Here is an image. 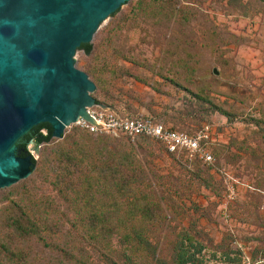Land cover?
<instances>
[{"label":"rangeland","instance_id":"1","mask_svg":"<svg viewBox=\"0 0 264 264\" xmlns=\"http://www.w3.org/2000/svg\"><path fill=\"white\" fill-rule=\"evenodd\" d=\"M138 2L128 0L99 25L90 53L76 50L74 68L88 74L94 104L150 116L187 134L206 127L212 165L167 156L149 141L105 138V151L91 163H113L112 152L130 149L131 167L141 169L148 182L143 191L158 206L154 220L134 224L149 250L133 252L114 234L106 253L73 223L79 203L71 198L80 178L63 175L61 185L52 184L73 146L55 138L45 145L29 141L32 171L0 189V236L6 234L1 224L19 213L12 205L28 207L29 192L49 205L54 244L72 259L31 239L20 243L23 264H177L174 245L181 239L193 256L189 264L264 260V0H175L181 15L171 14L166 3L141 1L146 4L136 9ZM79 131L69 125L62 136L83 139ZM101 187L95 198L105 196ZM130 200L126 212L103 216L126 214Z\"/></svg>","mask_w":264,"mask_h":264},{"label":"water","instance_id":"2","mask_svg":"<svg viewBox=\"0 0 264 264\" xmlns=\"http://www.w3.org/2000/svg\"><path fill=\"white\" fill-rule=\"evenodd\" d=\"M127 1L0 0V189L32 171L15 147L31 128L60 139L77 117L91 122L84 110L94 105V85L73 56Z\"/></svg>","mask_w":264,"mask_h":264},{"label":"trees","instance_id":"3","mask_svg":"<svg viewBox=\"0 0 264 264\" xmlns=\"http://www.w3.org/2000/svg\"><path fill=\"white\" fill-rule=\"evenodd\" d=\"M139 1L136 4V9L146 3V6H163L166 3L171 14H182L181 8H176L175 0ZM141 1L147 2L142 3ZM113 15L114 13L109 17ZM91 49V43L82 44L78 48L86 55L90 53ZM85 74L88 78V74L86 72ZM94 103H97L96 100H94ZM218 112L224 115V112L219 109ZM169 128L175 130L171 127ZM79 133L84 135L83 139L82 137L78 138L80 136L74 139H70L68 135L61 136L60 139L68 141L73 146V149L72 152L63 155L61 168H58L57 174H55L59 175L52 183L53 186L61 185L60 180L63 175L71 176L72 178L78 176L80 178L79 188L73 191L71 198L74 204L79 203L73 223H76L84 231V235L89 241L106 253L109 252L108 240L114 234L119 235L120 239L128 246V249L133 252L149 250L145 235L142 231H139V228H135L134 224L141 226L145 223H150L149 219L154 220L152 214L154 209L157 210L158 206L143 191L148 182L141 169L136 166L131 167L133 161L132 151L128 148L125 150L116 149L112 152L115 157L113 163L107 164V162H103L102 164L93 165L91 163L93 158L102 156L105 151V146L101 144L103 140L112 137L91 135L81 130ZM122 139L128 140L126 138ZM50 140L51 135L42 126L37 125L19 138L15 147L18 145L23 146L24 152L29 155L25 151V145L29 141L34 142L35 145H45ZM134 140L149 141L156 144L144 138H136ZM84 143H88L90 148ZM100 144L101 146H99ZM165 154L170 157L183 156V154ZM30 160L34 166L35 161L31 157ZM192 160L197 161L195 159ZM84 166L86 168L82 171ZM51 173H55V170H52ZM98 185L102 186L100 193L105 194L103 198L94 197L97 193ZM83 189L87 190L84 192ZM107 191H110L113 197L107 195ZM24 199L28 202V207L21 209L17 206V203H14L12 206L19 212L18 215L10 216L6 219L5 224H1V228L6 231V234L5 236H0V264H23L26 253L20 243L31 239L50 251H56L72 259L70 254H66L62 248L54 244V240L57 237V227L56 223L49 218V205L46 204L45 200L33 197L29 192L24 193ZM129 199H131L132 203H126L128 206L126 214L124 213L113 220L103 216L105 211L115 214L126 212V208L123 207L125 206V201ZM183 241L181 239L174 245V255L177 264H189L193 257L187 254ZM196 252L198 253L199 250ZM226 259L232 264H241L242 261L241 257L238 258L237 263H233L234 260L232 259ZM257 262L264 264V260H255L249 257V264H256ZM76 263L80 264L79 261H76Z\"/></svg>","mask_w":264,"mask_h":264},{"label":"built area","instance_id":"4","mask_svg":"<svg viewBox=\"0 0 264 264\" xmlns=\"http://www.w3.org/2000/svg\"><path fill=\"white\" fill-rule=\"evenodd\" d=\"M84 114L91 120L90 123L79 116L71 125L88 134L126 138L130 141L136 138H144L158 144L165 153L183 154L206 167L213 163V158L207 151L205 143L208 139L206 127L192 134H187L172 130L150 116L129 117L100 104L85 108ZM248 260L249 257L245 258L241 264H249Z\"/></svg>","mask_w":264,"mask_h":264}]
</instances>
